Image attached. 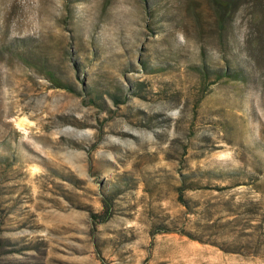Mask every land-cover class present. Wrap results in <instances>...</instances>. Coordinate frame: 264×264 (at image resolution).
I'll return each instance as SVG.
<instances>
[{"label": "rangeland", "instance_id": "obj_1", "mask_svg": "<svg viewBox=\"0 0 264 264\" xmlns=\"http://www.w3.org/2000/svg\"><path fill=\"white\" fill-rule=\"evenodd\" d=\"M237 4L0 0V264H264V0Z\"/></svg>", "mask_w": 264, "mask_h": 264}, {"label": "trees", "instance_id": "obj_2", "mask_svg": "<svg viewBox=\"0 0 264 264\" xmlns=\"http://www.w3.org/2000/svg\"><path fill=\"white\" fill-rule=\"evenodd\" d=\"M211 2L214 6V10H215L216 16L218 18V23L220 25H222L228 21L233 10L235 8H237V6H238L237 0H211ZM18 55L27 64L34 66L39 72H41L42 75L45 77V79L51 83L53 88L60 89V90H66V91L71 92V93H77L76 89L68 81H65L60 75L57 74L58 73L57 71H55L52 68L47 66L46 59L45 60L42 59V61H41L40 59H33L30 56H27L26 54L20 53ZM226 65H228V64L226 63ZM230 69H231V66L228 65V67L226 69L214 70L212 72V74L216 80H220L224 77L229 78V79H233V80H240L241 79V71H239V70L231 71ZM198 71L202 74V77L204 80L207 79V77L209 75V70L205 64H203L202 67L199 68ZM86 92L89 93V95L92 94L90 91H87V90L85 91V89H84V93H86ZM112 99L114 101H120V99L117 96H113ZM214 173H213V171H206L204 175L207 178H210L214 175H217V177L219 179H224L222 174H214ZM193 175H194V172H191V174L181 176L180 186L178 188V195H179L178 199L182 203V205H184L188 210L191 208H190L189 204L185 201V199H183V192L187 191V190L209 189L208 186H204L201 182H198V180H195V179L192 180ZM232 187L233 186H217L213 189L221 192V191H224L227 189H231ZM101 202H102L103 207L106 208V211H104L102 214H97V213H91L90 214V218H91L92 223L94 225L98 224V223L105 222L111 215L110 212H108V207H109L108 203L109 202L107 201V198L104 197ZM228 217H231L232 220H227L226 222H224V226L232 224L236 220L237 215L230 211V212H228ZM246 227H248V228H246ZM242 228L243 229H252L253 226H252V224L248 223V224L242 225ZM172 231H177V230L170 229V228H167L165 226L164 228L158 227L155 230H153L151 233L152 234L169 233ZM248 236H251V235H248ZM188 237H191V236H188ZM247 241L250 243H253L254 245H257L262 240L260 239V237H256L255 240H254V238H252V240L248 239ZM225 251L228 253H238V254H244L245 253V252H241L240 250H225Z\"/></svg>", "mask_w": 264, "mask_h": 264}]
</instances>
